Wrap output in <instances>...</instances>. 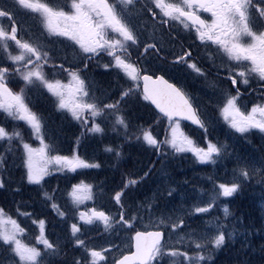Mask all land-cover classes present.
Segmentation results:
<instances>
[{"label":"snow or ice","instance_id":"obj_1","mask_svg":"<svg viewBox=\"0 0 264 264\" xmlns=\"http://www.w3.org/2000/svg\"><path fill=\"white\" fill-rule=\"evenodd\" d=\"M14 3L24 9H44L48 13L49 30L54 31L57 37L67 38L71 42L69 47L78 56V59L73 62L67 56L50 57L48 53L40 52L37 47H32L28 43L21 44V41L17 39L16 13L10 8L0 7V17L8 21L7 29L0 27V37L15 41L29 53L27 57L9 54L6 59H0V109L10 116L26 121L30 126L31 134L39 141V147L33 148L30 143L23 141L19 131H10L4 123H0V140L7 141L13 136L20 137L18 147L22 150V157H26L22 158L21 162L26 168L28 182L40 184L49 175V166L53 170H58L57 166L76 169L99 168L100 165L88 164L76 154V151H72L71 155L48 154L60 150L58 141L53 138L47 126L42 124L43 115L30 109L31 101L24 95V88L14 91L10 86L14 82L13 77H18L22 84L39 81L57 98L56 107L67 109L72 118L79 120L88 132L103 133L105 129L101 127V123L110 119L114 123L110 124L109 128L117 131L118 137H122V142L131 141L134 136L139 142V134L142 132V140L159 149L161 142L151 131L143 130L142 125L134 124L130 118L122 114L124 112L122 105L129 97L148 101L157 110L155 113L157 117L162 113L170 121L171 137L162 143L170 144L177 152L188 150L202 162L215 163L229 154L226 151L228 148L226 141L209 136V129L219 123L221 117L233 134L247 138L250 130L256 129L264 137V0H183L182 6L165 5L162 0H155V6L161 8L165 16H174L176 19L183 17L189 21L191 28L195 30V39L204 42L205 45H209L210 42L211 45H216L217 50H222L227 55L229 66L218 68V72L226 74L223 76V81L228 87L217 90V98L212 105L215 113L213 116H205L204 111L195 103L182 84L178 86L170 83L164 76L155 75V71L153 72L155 79H153V76L147 74V69L143 70L145 74L141 76V69L118 53L117 49L123 48L124 41H131L133 45H137L138 37L130 23L125 22V19L119 15L117 7L108 0H71V3L67 5L69 9L67 12L62 9L54 11L47 5L33 3L32 0H14ZM147 11H151V8ZM201 11L210 13L211 19L202 18L199 14ZM185 27L189 25L185 24ZM109 31L121 39L109 38L107 35ZM188 47L191 48L192 44ZM145 48L156 49L157 45H145ZM101 52H106L110 59L103 64L97 61L98 67L105 70H123L130 78V86L125 88L122 85L119 96L116 98H110V94L97 96L88 77L85 76L91 61ZM24 59L27 60L26 64L21 62ZM50 59H62V62L59 65L53 63L49 68ZM175 59L186 64L197 74L202 71L192 61L188 52H184L183 56L175 54ZM65 63L69 65L75 63L78 66L65 68ZM46 68L49 72L66 74L68 83L50 80L45 73ZM253 79L257 85L255 89L250 86V81ZM241 86L244 87L245 93L241 92ZM254 91L258 95L247 103H243L245 95ZM247 104H251V107L248 108ZM98 118L101 123H97ZM180 118L202 131L205 146H197L198 141H194L182 131ZM88 125L91 126L88 127ZM117 125L123 126L124 131L119 132ZM75 139L77 142L81 140L80 137ZM119 147L117 145L114 149L109 147L107 150L115 151L116 156L119 157L121 155ZM5 159L6 157L0 154V165ZM150 173L151 166L140 179L128 180L125 186L142 183ZM209 180L213 184L214 195L210 201L202 202L203 207L194 208L197 216L211 212L219 197H233L246 183L255 182L264 186V153L258 160L235 155L232 176L227 182L217 183L213 177H209ZM5 186L4 177L0 175V189ZM90 189L91 185H84L81 182L72 185L69 195L73 196L77 202L91 199L88 192ZM173 191L169 190L167 195L171 197ZM125 192L126 187H121L114 192L112 199L118 208L115 215L119 216L117 223L120 231L131 233L135 227L133 221L136 217L131 214L130 207H126L123 203ZM44 195L47 196L48 193L45 192ZM52 207L57 206L53 204ZM173 211L175 215L171 222L161 226L165 227L169 234L173 231L188 229L186 251L181 252L178 248L170 246L165 234L161 231H135L134 235L126 237L127 246H123V242L121 244L107 242L108 249L112 252L111 260H108L104 258L108 249L100 247L97 250V246H89L85 240L74 235L72 237L74 246L82 249L84 256H74L72 264H89L88 256L92 258L91 264H159L166 250L172 257H183L185 264H202L204 261L213 259L211 251L208 250L210 246L212 251L218 250L232 235L223 223H216L213 227H209L207 222H203V227L191 229L188 223L191 216L183 212V205L177 206ZM223 214L225 217L229 215L227 205L223 207ZM59 215L64 217L65 213L61 212ZM93 218L102 220L106 225L110 220L115 219L114 216L102 210L97 211L95 208L90 212L79 213L81 221L90 222ZM38 225L39 234L35 236L37 244H24L17 238V234L24 229L11 216L5 219L4 210L0 208V247L5 249V255L9 257L7 264H53L50 258L59 255L60 243L58 240L49 239L46 235L45 219H39ZM70 231L73 234H79L78 224L71 223Z\"/></svg>","mask_w":264,"mask_h":264},{"label":"trees","instance_id":"obj_2","mask_svg":"<svg viewBox=\"0 0 264 264\" xmlns=\"http://www.w3.org/2000/svg\"><path fill=\"white\" fill-rule=\"evenodd\" d=\"M47 1L50 3L53 0H44V2ZM61 1L67 2L68 0ZM16 21H18L17 34L21 37L23 34L21 22L18 18ZM47 33L49 35V32L44 29L36 36L42 41L43 50L50 57H61V55H55V50L63 43L58 42L55 37H48ZM5 53L4 51L0 54L4 55ZM74 59V56L69 58L75 62ZM49 61L50 68L51 63L62 61V59ZM65 65L69 67L78 66L75 63L72 65L65 63ZM45 73L50 80H54L56 77V73L54 71L49 72L48 68L45 69ZM207 83L214 84L211 81H207ZM124 87L127 88L125 85ZM23 88L26 97L30 96L28 98L31 101L30 107L43 115V122L46 123L49 132H52V135L54 133L61 134L62 147H60V153L69 155L71 150L77 148V153L80 156L94 159L100 165L99 168L83 167L76 171L62 169L57 172H50L40 184L28 182L26 174H21V169L15 171L11 167L13 166L11 154L12 151H16L17 145L20 144V137L17 139L12 137L7 140L8 142L0 140L4 146L3 149L5 146L8 149L1 150V152H7L3 153L6 160L0 168L6 185L0 189V208L4 210L5 214H10L17 223L22 222L27 227L23 228L26 232L23 240L30 245L37 244L35 236L39 234L38 220H46V235L51 240H58L61 249L58 256L50 258L53 264H72L74 256H84L83 250L74 246L72 239L74 235L85 240L89 246L90 244L104 243V241H111L115 244L119 240L117 234L119 229L118 215L115 216L114 227L111 231L109 229L105 231L101 227L87 226L80 222L78 206L77 204L74 205L70 199L69 191H72V185L81 182L91 185L93 189L95 200L90 202L91 208L101 204L102 209L109 213H117L118 210L112 199L114 192L120 190L121 187H126L123 203L126 207H130L131 214L136 217L133 221L135 227L128 234L132 235L138 229H145L142 223L150 221L149 216L153 219L160 217L170 223L175 215L173 210L177 206L183 205V212L191 216L188 222L191 229L203 227V222H207L209 227H213L216 223H223L226 230L232 233L231 237L218 250L212 251L211 246L209 247L208 250L211 251L213 259L204 261L202 264H264V186L249 182L244 184L242 190L233 197L225 200L218 198L217 201L221 205L228 206L229 215L227 217L224 216L220 204L214 206L211 212L197 216L194 213V208L202 200H207L214 194L213 184L209 177H213L217 183H223L230 179V174L224 175L222 170L224 161L217 160L215 163L211 161L202 164L189 151L177 152L175 149L163 146L162 141L166 130L164 124L170 121L162 115L157 117L155 110L146 101L137 97H129L122 105L124 109L122 114L128 116L129 113H135L136 121L131 120L134 124L142 125L143 130L145 128L153 132L157 130L156 132L160 133L158 141L161 142L159 149L155 146H146L142 145L141 142H136L135 136L131 141L122 142V137H118L117 131H112L109 124H105L103 133L88 132L80 122L76 121L78 124H74L65 119L62 113L57 110L55 97L39 81L25 84ZM34 91H37V96L34 95ZM120 91L121 88L113 94L112 90H106L104 93L110 94V98H116ZM191 92L196 93V90L192 88ZM1 118L0 115V123H3ZM13 121L15 122V120ZM6 123L4 124L7 127L8 124ZM17 123L20 125V122ZM69 123L76 125V127ZM182 124L184 127L194 130V134L191 133L192 137L198 141L197 145H202L203 137L196 133V131H202L183 122ZM116 127L119 132L124 131L121 130L122 126L117 125ZM257 132V130L250 132L247 139L238 135L240 139L236 145L240 146V150H244L249 159L258 160L260 155L264 153V144H261L262 141L259 142V139L254 137ZM22 133H26V131H22L20 135ZM54 136H58V134ZM76 137H80L81 140L77 142ZM220 137L224 141L230 139V135L224 133H220ZM117 145L120 146L121 155L119 157L116 156L115 151L107 150L109 147L114 149ZM225 164L229 170L234 167V162H225ZM149 166H151V173L147 179H144L142 183L125 186V182L128 180L140 179ZM169 190H174L171 197L167 195ZM45 192L48 193L47 196L44 195ZM55 202L59 203L58 208L52 207ZM59 211L64 212L65 216H60ZM191 211L193 212L189 213ZM25 212H29V214L26 215ZM73 222L78 224L79 234H73L70 231V224ZM164 229L166 228L164 227ZM178 233L186 237L183 244L176 245V248L184 252L187 250L185 245L188 241V229H183ZM8 259L9 257L5 255V249L0 247V264H7L5 262ZM161 263L185 264L183 257L174 261L170 260L169 256H166Z\"/></svg>","mask_w":264,"mask_h":264},{"label":"rangeland","instance_id":"obj_3","mask_svg":"<svg viewBox=\"0 0 264 264\" xmlns=\"http://www.w3.org/2000/svg\"><path fill=\"white\" fill-rule=\"evenodd\" d=\"M1 1V0H0ZM3 1V0H2ZM14 2V0H11ZM44 1V0H43ZM120 1V0H119ZM163 1V0H162ZM33 3H38L36 2L35 0H32ZM48 2V1H47ZM122 2L124 3V7H123V11H121L123 13L124 16H126V14L128 13V10L130 9L131 5L132 4L131 0H122ZM71 3V2H70ZM0 7H7L9 8L8 6V2H4V3H0ZM129 8V9H128ZM38 11L36 12H33V13H30L31 16H33L36 20H39L42 19L43 22H39L40 25H45V27L49 30V27H48V13L40 8V9H36ZM41 10H44V11H41ZM69 9H67L68 11ZM128 18V17H127ZM125 18V19H127ZM29 20H31L29 17L27 18ZM20 21H24L25 22V13L20 10ZM0 27H4L7 29L8 27V22L6 21L5 18H2L0 17ZM50 31V30H49ZM54 32V31H52ZM55 33V32H54ZM47 36L51 38V35H48L47 33ZM3 38V37H2ZM61 39L65 38V37H60ZM7 39V38H5ZM51 41V39H50ZM129 42V41H128ZM131 42V41H130ZM4 42H1L0 43V53H3L6 49L4 47ZM128 43H126L127 45ZM131 44V43H129ZM33 47V46H32ZM60 47L62 49L65 50V44H60ZM70 47L66 48V50H69ZM7 51V50H6ZM8 52V51H7ZM23 56V57H27L29 55V53L23 49L21 46H20V49H19V52L14 55V56ZM56 55H60V51H56ZM122 57H125V58H128L126 57L125 55H122L120 54ZM34 59V58H33ZM77 59H78V56H77ZM129 59V58H128ZM51 60V59H50ZM26 61V59L22 60L21 62H24ZM27 62V61H26ZM24 62V63H26ZM50 61H48L49 63ZM129 62L131 63L132 61L129 59ZM148 62V58L146 59L145 63L147 64ZM151 64H154V67H150L149 65H146L144 66V68L146 69H156V70H162V71H167L169 73V76L172 77V78H175L179 81V84H182L184 86L185 89H187V91L191 94V89H195L196 90V93H194V96H192V98L194 99L195 103L197 105H199L201 107V109L204 111L205 113V116H213L215 115L214 113V109L212 107V105L215 103V100L217 98V90L218 89H221L220 85L218 83H220V81H217L214 77L212 76H209L208 78V71L207 69L204 67V66H198L201 68V73L200 74H197L194 70H192L191 68H188L186 67L183 71H182V74L184 75L183 77H179L178 74H177V70L176 69H172L173 65H168L170 63H165L163 60H161L160 58H158L157 56L153 57L151 59ZM210 65H211V62H210ZM115 67V66H114ZM223 67H226L225 65ZM119 71V70H118ZM112 74L114 73L113 71H110ZM120 72V71H119ZM123 72V70H122ZM124 73V72H123ZM177 74V75H176ZM181 74V75H182ZM122 76L125 78L126 81H130V78L127 77V75L124 73L122 74ZM92 77V76H91ZM60 78V77H59ZM104 78H107V75L104 76ZM128 78V79H127ZM17 80L19 78H16ZM15 81V80H14ZM207 81H211V82H214L216 84H213V83H207ZM16 82V81H15ZM63 83L67 84L68 83V78L67 76L65 77L64 81H62ZM97 83L96 80H93V81H90V84L92 86V88L95 90V84ZM11 87H13L14 91H20L21 88L16 86V85H10ZM38 90V89H37ZM102 90H105L104 88H102ZM100 93V91H97L95 94H98ZM24 95H25V92H24ZM34 95L37 96V91H34ZM103 95H108L107 93H103ZM26 96V95H25ZM30 96H27V99L29 98ZM57 103H58V100L57 98L55 97L54 98ZM245 103V99H244V102ZM30 107V105H29ZM30 109L32 111H34L31 107ZM58 111H60L62 113V115L65 117V119L71 121L72 123L76 124L77 122H80L79 120H74L71 116V113L67 110V109H59L57 108ZM243 110V109H242ZM35 112V111H34ZM0 115L2 116L1 118V121L3 123H6L8 124L7 125V128L12 131V130H16V131H19L20 134L22 131H26V133H22L21 137L23 138V141L24 142H27V143H30L31 146L33 148H36V147H39V141L36 139V137L34 135L31 134V130H30V126L27 124L26 121H22V120H19L18 117H15L16 119L19 120L20 122V125H18L19 123H17L16 121L14 122L12 120V118H14L13 116H10L8 113L4 112L2 109H0ZM128 118H130V120L134 119V121H136V116H135V113H129ZM77 121V122H76ZM105 123L107 124H112L113 121L112 120H105L104 121ZM81 123V122H80ZM97 123H101L100 119L98 118L97 119ZM134 123V122H133ZM43 125H46V123L42 122ZM70 124V123H69ZM78 124V123H77ZM169 123H166L164 124V127H166V130H165V134H164V138H163V141H165L166 139H170L171 137V131H170V128H169ZM71 126L73 127H76V125H73V124H70ZM159 125V124H158ZM84 126V125H83ZM91 125H88V127H90ZM163 126V124H162ZM85 127V126H84ZM101 127H103V124L101 123ZM53 128V127H51ZM87 128L85 127V130ZM181 129L182 131H184V133L186 135H188L190 138H192L194 140V138L192 137L191 133L194 134V130L192 128H188V127H184L182 122H181ZM121 130L123 131L124 128L123 126L121 127ZM144 130H149L152 132V134L154 136H156L157 140H159V135L160 133L159 132H156L157 130H155V132H153L152 130L150 129H147L145 128ZM256 129H253V130H250V132L252 131H255ZM52 134V132H50ZM197 134H199L201 137H203L202 135V132H198L196 131ZM220 133H224V134H228L230 135V139L226 140L227 142V145H228V148L226 149V151L229 153L225 158L223 157L220 161H224V164L222 166V170L224 172V175H228L230 174V178L232 176V170H229L227 168V165L225 164V162L229 163H233L234 162V156L235 155H240L241 157H248L245 155V152L244 150H240V146L236 145L238 144V140L240 139L238 134H233V132H231L229 129H228V126L224 123L223 121V118L221 117L220 118V122L217 123V124H214V126L212 128L209 129V136L210 138H214V137H218L220 141H224L222 139H220ZM58 134V136H54ZM54 133L53 134V138L56 139L58 141V144H59V148L62 147L61 145V141H62V137H61V134L60 133ZM254 137H257V139H259V142H261V144H264V137L261 136L260 133L257 132V134L254 135ZM13 138L17 139V137L13 136ZM137 138V137H136ZM247 139V138H246ZM20 140V139H19ZM65 140V139H64ZM66 141V140H65ZM162 141V142H163ZM195 141V140H194ZM8 142V141H7ZM137 142V141H136ZM139 142H141L142 145H146L148 146L147 142L146 141H143L142 140V133L141 135L139 136ZM138 142V143H139ZM256 142V141H255ZM258 142V143H259ZM46 143H48L46 141ZM235 143V144H234ZM257 143V142H256ZM19 145V144H18ZM17 145V149H15L16 151H12V154L11 156H13V159L11 160L12 161V165L11 166L13 168V170H17V169H21L22 170V175H25L26 174V168L22 165V158H26V157H22V150L18 147ZM150 146V145H149ZM163 146L165 147H168V148H171V149H174L171 147L170 144H165L163 143ZM197 146H205L204 142L202 145H197ZM4 146L0 143V154H3L4 152H7V151H2L1 150H8L7 147L5 146V149H3ZM61 150V148H60ZM77 148H75L74 150H71L72 151H76V154L79 155L77 153ZM185 151H188V150H185ZM71 152L69 153V155H71ZM190 152V151H189ZM15 153V155H14ZM192 153V152H191ZM49 155H68L67 153H60V151H56V152H51V153H48ZM193 154V153H192ZM194 155V154H193ZM216 155V154H214ZM80 156V155H79ZM19 157V159H18ZM81 159L83 160H86L88 164L90 165H95L97 164V162L93 160H91L89 157H82L80 156ZM6 160V159H5ZM4 160V161H5ZM198 160V159H197ZM199 161V160H198ZM200 163H208V162H211V161H199ZM0 168H1V165H0ZM50 168V172H57V171H60L62 169H69V168H66V167H60V166H57L58 170H53L51 166H49ZM80 168H83V167H80ZM89 168H95V167H89ZM78 168L76 169H69L70 171H76ZM49 172V174H50ZM229 172V173H228ZM0 175H1V170H0ZM23 178V177H22ZM25 178V177H24ZM80 184V183H79ZM84 185H88L87 183H83ZM83 189L81 190V192L83 193ZM71 191H69L70 193ZM88 192L90 193V196H91V199H84L80 202H77L76 200H74L73 196L69 195L70 199L74 202V205L77 204L78 206V217H79V213L80 211L81 212H90L91 209L95 208L97 211H104L106 214L110 215V216H116L115 214L116 213H109L107 212L106 210H103L102 207H101V204L99 205H95L93 206V208H91V206L89 205L91 201H93L94 197H93V189L91 188L90 190H88ZM214 194L211 195V197L213 196ZM96 197V196H95ZM210 197V198H211ZM210 198L207 199V200H202L198 206H201L203 207L204 204L202 202L204 201H210ZM221 198V200H225L227 198L225 197H219ZM95 200V199H94ZM220 204V207L221 209L223 210V207L224 205H221V203L219 201L215 202V206H219ZM55 205L57 206V208L59 207V203L58 202H55ZM62 211H59V213H61ZM193 211L189 212V213H192ZM64 213V212H63ZM24 214L28 215L29 212H25ZM5 219H7L8 216H11L10 214H5ZM149 218L151 219L150 221H144L142 223V225L145 227V229H149V228H163L161 225H167L169 224L168 221H164L163 218H152L151 216H149ZM80 220V219H79ZM80 222L82 223H85L87 226H91V227H101L103 228L105 231H107L109 229V231H111V229L114 227V220H110L109 221V224L106 225L102 220L98 219V218H93L90 222L89 221H81ZM20 225L21 228H27L26 226L23 225L22 222L18 223ZM10 227V225H9ZM28 232V231H27ZM26 234L25 231L23 232H20L17 234V238L20 239L24 244H28L25 240H23V237L24 235ZM117 234H118V242H116L115 244H121V242H123V246H127L128 245V240L126 239L127 236L131 235V234H128V232H121L120 229H118L117 231ZM167 241L169 243L170 246L172 247H175L176 248V245L180 246L179 244H183L184 240H186V237L182 236L181 233H178L177 231H173L171 234L167 233ZM90 246H97V250H99L100 247H103L105 249H108V244H107V241H104V243H98L97 245H93V244H90ZM166 256H169L170 257V260H174V261H178L181 257H172L170 255L167 254V250H166V254L160 258V261H159V264H162V260H164V258ZM111 257H112V252H111V249H108L107 253L105 254L104 258L105 259H108V260H111ZM88 260H89V264H91V261H92V258L88 256ZM171 262V261H170ZM7 263V261L5 262Z\"/></svg>","mask_w":264,"mask_h":264},{"label":"flooded vegetation","instance_id":"obj_4","mask_svg":"<svg viewBox=\"0 0 264 264\" xmlns=\"http://www.w3.org/2000/svg\"><path fill=\"white\" fill-rule=\"evenodd\" d=\"M131 1V7L130 9L128 8V13L124 16L121 12L124 7L122 0H108L109 3L114 4V6L117 7L118 13L123 19L128 17L125 19V22L130 23L136 36L138 37L137 45H133L130 41H124L123 48H118L117 51L119 54L128 57L132 61L131 63L141 69L140 75L144 72V66L149 65L150 67H154V64H151V59L157 56L166 64L170 63L168 65H173L172 69H176L178 76L183 77L184 75L182 74V71L187 67V65L181 61H177L175 59V54L183 56L184 52H188L190 53L194 63L198 66H204L207 71L213 74V77L217 81H220L219 85L221 88L228 87V85L223 81V76L226 74L218 72V68H223L224 65L226 67L229 66L228 57L222 50H217L216 45H211L210 42L209 46L205 45L204 42L195 39V30L191 28L189 21H186L183 17L176 19L174 16H165L163 10L155 6V0ZM70 2L71 0H68L67 2L54 0L55 7H52V10L55 11L62 9L67 12V5L70 4ZM162 2L165 5H183V0H163ZM148 8H151V11H147ZM199 14L206 20L211 19L210 13L201 11ZM185 24H188L189 27H185ZM107 35L109 38L121 39L118 35L112 33L111 31H109ZM53 36L57 37L55 33ZM126 43L128 44L126 45ZM152 44H156L157 48H145V45ZM189 44H192L191 48L188 47ZM75 55L77 54L75 53ZM147 58L148 62L146 64L145 61ZM109 59L110 57L106 52L98 54L89 64L88 72L85 73V76L88 77L89 81L96 80V85H99V87L105 86L111 89H116L124 81L122 79L124 78L122 76V74H124L122 70H119L120 72L118 70H105L97 66V61H99L100 64H103L108 62ZM185 59H187V57H185ZM60 63V61L56 62L57 65ZM70 67L74 66L72 65ZM110 71H113L114 73L112 74ZM162 72H165V70H159V72H156L155 74ZM105 75H107V78H104ZM171 80L176 83L179 82L175 78H172ZM127 83L130 84L129 82ZM250 86L253 89L257 87L254 79L250 81ZM240 90L242 93H245L243 86H241ZM256 95H258V93L255 91L246 94L245 103H247L248 100H252ZM253 102L255 101L253 100ZM247 107L250 108L251 104H247Z\"/></svg>","mask_w":264,"mask_h":264},{"label":"water","instance_id":"obj_5","mask_svg":"<svg viewBox=\"0 0 264 264\" xmlns=\"http://www.w3.org/2000/svg\"><path fill=\"white\" fill-rule=\"evenodd\" d=\"M149 76H153L152 74H149V73H147ZM160 76H164V75H162V74H159ZM143 76V75H142ZM164 78L166 79V80H168L165 76H164ZM153 79H155V76H153ZM169 82L170 83H173V82H171L170 80H169ZM175 84V83H174ZM142 88H143V83H142ZM151 104V103H150ZM153 108H154V106H153ZM155 109V108H154ZM157 111V110H156ZM161 115H163L162 113H161ZM164 116V115H163ZM180 120H182V121H185V122H187V123H189V124H191L190 122H188L187 120H185V119H183V118H180ZM195 126V125H194ZM197 127V126H196ZM137 231H141V232H153V231H161V232H163L164 234H165V237H166V232H165V230L164 229H159V228H152V229H147V230H142V229H139V230H137ZM135 233V232H134ZM134 235V234H133ZM133 250H135L134 248H133Z\"/></svg>","mask_w":264,"mask_h":264},{"label":"bare ground","instance_id":"obj_6","mask_svg":"<svg viewBox=\"0 0 264 264\" xmlns=\"http://www.w3.org/2000/svg\"><path fill=\"white\" fill-rule=\"evenodd\" d=\"M116 242V241H115Z\"/></svg>","mask_w":264,"mask_h":264}]
</instances>
